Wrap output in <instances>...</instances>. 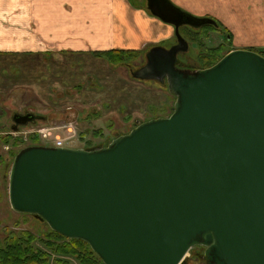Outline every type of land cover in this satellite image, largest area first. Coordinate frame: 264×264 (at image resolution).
I'll return each instance as SVG.
<instances>
[{
	"label": "water",
	"instance_id": "obj_1",
	"mask_svg": "<svg viewBox=\"0 0 264 264\" xmlns=\"http://www.w3.org/2000/svg\"><path fill=\"white\" fill-rule=\"evenodd\" d=\"M146 8L177 44L151 47L132 76L165 80L172 112L96 149L23 147L9 205L85 241L103 264H184L194 246L206 264H264V56L233 49L186 73L175 66L188 48L179 26L213 20L169 0ZM33 118L15 113L11 128Z\"/></svg>",
	"mask_w": 264,
	"mask_h": 264
},
{
	"label": "rangeland",
	"instance_id": "obj_2",
	"mask_svg": "<svg viewBox=\"0 0 264 264\" xmlns=\"http://www.w3.org/2000/svg\"><path fill=\"white\" fill-rule=\"evenodd\" d=\"M192 7L195 9V3ZM144 10L151 15L147 9ZM191 14L216 19L208 13L203 16ZM216 21L220 27L217 32L205 27L191 36L201 34L203 48L188 37L186 29L189 27L179 28L182 36L190 38L187 51L178 54L184 63L192 67L198 63L200 65L205 51L220 43L226 47L223 55L230 51L232 35L218 19ZM168 41L171 39L160 44ZM149 47L140 51L137 60L126 56V65L91 54L85 57L69 53L48 55L40 57L37 65L35 57L0 54V130L10 129L11 117L15 113L30 112L34 115L32 123L22 127L72 121L80 136L66 146L80 148L106 144L143 121L169 115L175 97L167 86L152 80L136 79L127 69V66L135 68L141 65ZM41 142L38 140L37 145H41ZM29 144L30 139L21 141L14 150ZM3 145L0 143V239L3 240L9 232L19 234L21 231H28L40 238L49 233L46 223L32 215L15 212L9 205L7 189L11 163L9 152ZM190 249L185 264H205L202 258L204 247L194 246Z\"/></svg>",
	"mask_w": 264,
	"mask_h": 264
},
{
	"label": "crops",
	"instance_id": "obj_3",
	"mask_svg": "<svg viewBox=\"0 0 264 264\" xmlns=\"http://www.w3.org/2000/svg\"><path fill=\"white\" fill-rule=\"evenodd\" d=\"M169 1L191 13H208L218 19L232 35L230 50L264 49V0ZM135 2L0 0V52L6 56L69 53L85 57L94 50L142 51L171 39L172 25L147 15L143 0Z\"/></svg>",
	"mask_w": 264,
	"mask_h": 264
},
{
	"label": "trees",
	"instance_id": "obj_4",
	"mask_svg": "<svg viewBox=\"0 0 264 264\" xmlns=\"http://www.w3.org/2000/svg\"><path fill=\"white\" fill-rule=\"evenodd\" d=\"M144 8L146 9V7ZM206 27L212 29L211 26ZM193 33L192 31H188V37L193 36ZM200 35L201 34L191 38L193 41H196L197 45L203 48ZM140 51L141 50L133 49H108L94 50L91 51L90 54L96 57L105 56L116 64L126 65V62H124L125 57L128 56L130 58H136L137 60L140 56ZM257 51L264 56V49ZM0 54L5 55L4 52H0ZM222 56V53L209 49L205 51V55L201 61L204 65H210L216 63ZM39 58L40 57H35L36 65L39 63ZM131 70L132 69H129V71ZM29 139L31 144L27 146L37 145L38 139L36 137H30ZM20 141L21 140L18 138L11 139L8 135L0 136V143L10 144L11 146L8 150L9 163L12 162L14 155L18 152V150H14V148ZM108 143L100 146H85V148H100ZM47 228L49 233L42 235L40 238L28 231H21L19 234L9 232L3 240L0 239V264H103L85 241L65 238L52 231L48 225ZM186 260L185 257V261Z\"/></svg>",
	"mask_w": 264,
	"mask_h": 264
},
{
	"label": "built area",
	"instance_id": "obj_5",
	"mask_svg": "<svg viewBox=\"0 0 264 264\" xmlns=\"http://www.w3.org/2000/svg\"><path fill=\"white\" fill-rule=\"evenodd\" d=\"M2 135H8L11 139L18 138L23 142L27 141L30 137H36L39 141H42L41 145L44 146L68 147L66 145L71 144V142H75L79 138L80 133L77 132L74 122L62 121L58 124L53 123L45 126H18L16 129L10 128L7 131L0 130V136ZM19 144L17 146H19ZM3 147L7 151L11 148L10 144H4Z\"/></svg>",
	"mask_w": 264,
	"mask_h": 264
},
{
	"label": "flooded vegetation",
	"instance_id": "obj_6",
	"mask_svg": "<svg viewBox=\"0 0 264 264\" xmlns=\"http://www.w3.org/2000/svg\"><path fill=\"white\" fill-rule=\"evenodd\" d=\"M147 3V0H145V4ZM195 17V16H194ZM197 18V17H196ZM199 18H202V17H199ZM203 18H205V17H203ZM207 18V17H206ZM213 20V19H212ZM214 21V22H213ZM213 21H211V22H205V21H200L202 24L200 25L199 24V21L198 20H196V22H198V24H199V26H190V25H188V24H181L180 26H179V28L180 27H182V26H184V27H189L190 29H186L187 30V32L188 31H192V32H196V33H198L197 31H201L203 28H205L206 26H211L212 27V31L213 32H217V30L220 28L219 27V24H218V22L216 21V19L215 20H213ZM171 25V24H170ZM173 27V26H172ZM194 28L196 29V30H194ZM173 29H174V27H173ZM199 29V30H198ZM179 33H181V32H179ZM182 36V35H181ZM184 36V35H183ZM182 36V37H183ZM186 41H187V44H188V40L190 39V38H186L185 36L183 37ZM226 38V35H224V39ZM225 41V40H224ZM195 42V41H194ZM175 44H177V40H176V37H175V35H174V33H173V36H172V38H171V41H168V42H166V43H163V44H160V42H158V43H155V44H152V45H150V47L148 48V49H150L151 47H154V46H161V47H164V48H170L171 46H173V45H175ZM223 44L224 43H220V44H217V45H215V46H212L210 49L211 50H215V51H218V52H220V53H222L224 50H225V46H223ZM225 45V44H224ZM188 49V48H187ZM187 50H185V51H179L178 53H177V58H176V62H175V66H176V68H178V69H180V70H184V72H186V73H194V72H196V71H198V70H200V69H204V68H207V67H209V66H211V65H213L214 63H212V64H210V65H204L203 63H201L200 65H199V63H198V65L197 66H195V67H192V66H190V65H187V63H184V60L182 59V58H179L178 57V54L179 53H185ZM255 51V50H254ZM255 52H258V51H255ZM259 53V52H258ZM223 54V53H222ZM145 53H144V61L141 63V65H139V66H137V67H135V68H131V67H129V66H127V69H134L135 71L136 70H138V69H141L142 68V66H144L145 65V63H146V57H145ZM44 57V56H43ZM43 57H41V58H43ZM134 70H131V71H129V73L132 75V72L134 71ZM135 78V77H134ZM137 79V78H136ZM147 80H152V81H155V82H158V83H160V84H163V85H165L166 86V81L164 80V81H159V80H156V79H147ZM26 112H24V113H22V114H25ZM168 116V115H167ZM161 117H165V116H161ZM156 118H159L158 116L156 117ZM154 119V118H153ZM34 120V119H33ZM32 120V121H33ZM150 120V119H149ZM32 121H30V122H32ZM147 121V120H146ZM30 122H28V123H30ZM144 122V121H143ZM206 264V263H205Z\"/></svg>",
	"mask_w": 264,
	"mask_h": 264
}]
</instances>
